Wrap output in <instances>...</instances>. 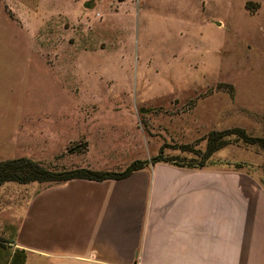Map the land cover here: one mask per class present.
Returning <instances> with one entry per match:
<instances>
[{"label":"rangeland","instance_id":"374dc122","mask_svg":"<svg viewBox=\"0 0 264 264\" xmlns=\"http://www.w3.org/2000/svg\"><path fill=\"white\" fill-rule=\"evenodd\" d=\"M233 126L264 135V0H0V159L121 171ZM263 160L232 140L208 165L263 184ZM46 183L0 186V238Z\"/></svg>","mask_w":264,"mask_h":264},{"label":"crops","instance_id":"0c3cea01","mask_svg":"<svg viewBox=\"0 0 264 264\" xmlns=\"http://www.w3.org/2000/svg\"><path fill=\"white\" fill-rule=\"evenodd\" d=\"M245 177L159 161L46 183L22 207L13 246L25 264H264V184Z\"/></svg>","mask_w":264,"mask_h":264},{"label":"trees","instance_id":"16d2710c","mask_svg":"<svg viewBox=\"0 0 264 264\" xmlns=\"http://www.w3.org/2000/svg\"><path fill=\"white\" fill-rule=\"evenodd\" d=\"M235 136V137H233ZM207 139L206 149H192L189 144L183 143L179 146L182 150L194 152L193 156L168 155L165 153L166 143L162 144L159 153L147 159L137 158L133 160L124 170H105L96 169L88 166L61 167L53 168L43 161L30 156H18L12 158L0 159V186L7 181H18L29 183L38 182H61L71 178L83 177L90 179L103 180L106 178H121L128 176L137 169L143 168L151 163L165 161L179 166L203 167L208 165L211 156L221 147L232 140L243 141L245 143L257 144L264 150V135H255L249 132L243 126H233L224 129H212L205 137ZM236 168L243 166V163L235 165ZM264 172V160H263ZM264 184V179H263ZM6 244L14 245V240L9 241L0 238V247L6 249ZM27 251L20 248H14V252L9 264H25Z\"/></svg>","mask_w":264,"mask_h":264},{"label":"water","instance_id":"95a60500","mask_svg":"<svg viewBox=\"0 0 264 264\" xmlns=\"http://www.w3.org/2000/svg\"><path fill=\"white\" fill-rule=\"evenodd\" d=\"M85 5H90V1H86ZM219 22V21H218Z\"/></svg>","mask_w":264,"mask_h":264}]
</instances>
